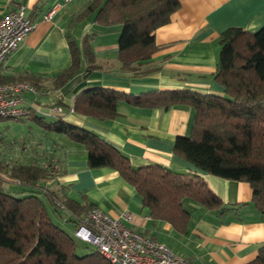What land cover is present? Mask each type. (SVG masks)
Instances as JSON below:
<instances>
[{
	"label": "crops",
	"instance_id": "obj_1",
	"mask_svg": "<svg viewBox=\"0 0 264 264\" xmlns=\"http://www.w3.org/2000/svg\"><path fill=\"white\" fill-rule=\"evenodd\" d=\"M89 1L0 0V17L22 5L35 21L34 30L0 69V82L33 84L37 91L26 92L25 97L37 103L40 117L45 121L63 118L97 133L122 150L134 166L160 164L199 174L231 209L223 214L194 213L188 232H179L169 222L153 219L136 188L117 170L91 168L83 145L43 128L47 132L40 136L35 160L40 164L49 161L55 169L46 182L51 189L113 216L130 213L129 226L160 239L196 264L253 261L264 245V222L252 204L249 182L197 169L174 150L176 137L192 132L194 108L137 107L121 101L119 116L102 120L74 111L73 105L79 92L94 86L133 94L183 89L222 94L223 87L214 79L220 36L232 27L255 32L264 26V0H180L170 22L155 31L157 51L128 69L118 58L120 25L102 26L95 22L94 14L77 19ZM52 9L54 13L46 18ZM86 38L92 57L84 51ZM72 40L83 52L81 68L59 84L57 76L72 65Z\"/></svg>",
	"mask_w": 264,
	"mask_h": 264
},
{
	"label": "trees",
	"instance_id": "obj_2",
	"mask_svg": "<svg viewBox=\"0 0 264 264\" xmlns=\"http://www.w3.org/2000/svg\"><path fill=\"white\" fill-rule=\"evenodd\" d=\"M180 5V0H90L77 19L94 14L102 26L120 25L118 58L128 69L157 51L155 31L170 22ZM220 43L214 79L223 87L222 94L188 89L133 94L94 86L78 93L73 110L106 120L119 116L121 101L137 107L194 108L192 132L176 137L175 152L197 169L249 182L252 204L264 222V26L255 32L229 28ZM70 46L72 65L56 83H64L81 68L82 49L73 40ZM84 51L93 56L88 38ZM38 112L31 117L43 128L85 147L91 168H113L131 183L153 219L186 233L194 213L223 214L231 209L199 174L160 164L134 166L122 150L97 133L63 118L45 121ZM54 172L49 161L40 164L35 158L12 166L0 161V264H111L97 247L90 253L78 252L75 238L53 219L49 206L55 217L57 212L76 229L90 207L51 189L46 181ZM4 173L20 187L5 188ZM247 264H264V245Z\"/></svg>",
	"mask_w": 264,
	"mask_h": 264
},
{
	"label": "built area",
	"instance_id": "obj_3",
	"mask_svg": "<svg viewBox=\"0 0 264 264\" xmlns=\"http://www.w3.org/2000/svg\"><path fill=\"white\" fill-rule=\"evenodd\" d=\"M53 13L52 9L45 17ZM34 28L35 21L22 5L0 17V69ZM36 91V87L26 81L0 82V119H22L39 111L37 103L25 97L26 92ZM131 220L128 212L113 216L92 205L74 235L95 245L111 264H196L176 254L160 239L129 226Z\"/></svg>",
	"mask_w": 264,
	"mask_h": 264
},
{
	"label": "rangeland",
	"instance_id": "obj_4",
	"mask_svg": "<svg viewBox=\"0 0 264 264\" xmlns=\"http://www.w3.org/2000/svg\"><path fill=\"white\" fill-rule=\"evenodd\" d=\"M46 132L47 130L39 126L33 117L0 119V161L7 166L32 162L36 155V144L40 141L41 134L46 135ZM1 176L5 180V188L15 187V189H18L20 187L12 183L13 181L6 174ZM49 208L53 219L75 238L78 252L90 253L96 250L95 245L75 237V226L73 223H64L60 215L55 212L57 215L55 217L52 208L50 206Z\"/></svg>",
	"mask_w": 264,
	"mask_h": 264
}]
</instances>
